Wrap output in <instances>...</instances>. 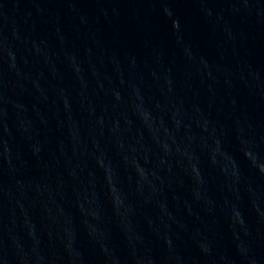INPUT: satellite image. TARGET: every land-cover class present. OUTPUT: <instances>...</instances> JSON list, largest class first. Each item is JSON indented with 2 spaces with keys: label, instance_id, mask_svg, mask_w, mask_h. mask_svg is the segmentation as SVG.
Returning a JSON list of instances; mask_svg holds the SVG:
<instances>
[{
  "label": "water",
  "instance_id": "water-1",
  "mask_svg": "<svg viewBox=\"0 0 264 264\" xmlns=\"http://www.w3.org/2000/svg\"><path fill=\"white\" fill-rule=\"evenodd\" d=\"M0 264H264V0H0Z\"/></svg>",
  "mask_w": 264,
  "mask_h": 264
}]
</instances>
